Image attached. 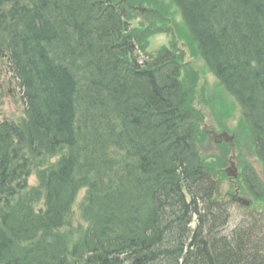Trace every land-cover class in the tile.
<instances>
[{
    "label": "trees",
    "instance_id": "16d2710c",
    "mask_svg": "<svg viewBox=\"0 0 264 264\" xmlns=\"http://www.w3.org/2000/svg\"><path fill=\"white\" fill-rule=\"evenodd\" d=\"M157 4L141 19L171 33L181 15L176 33L240 104L263 173L242 174L264 199V0H0L28 102L0 123V264H264V230L220 235L225 161L199 149L177 35L140 60L152 33L129 20Z\"/></svg>",
    "mask_w": 264,
    "mask_h": 264
},
{
    "label": "rangeland",
    "instance_id": "374dc122",
    "mask_svg": "<svg viewBox=\"0 0 264 264\" xmlns=\"http://www.w3.org/2000/svg\"><path fill=\"white\" fill-rule=\"evenodd\" d=\"M160 37V36H159ZM159 37H153L150 41V49H157L161 42L159 41ZM166 44V43H164ZM200 66H203L200 61H196ZM206 70H204L205 72ZM203 80L207 81L209 83V87L211 90L207 89L206 94L208 98V105L206 106V119H208L211 116L210 108H219V117H218V125H216V121L214 122L215 128L218 126L227 125L228 128H222L229 130L231 133L235 134L236 137V145L232 146V148L228 149L230 152H234L237 155V161L238 164L243 163L248 160L252 159V152L249 140L246 138L245 131L242 128V125L239 121V110L235 106L232 98L229 95L226 94H219L218 96L215 94L212 89L216 86L217 82L213 79V77L207 73L203 74ZM207 83V85H208ZM4 110H9L7 108V105L4 106ZM218 112V110H217ZM217 129V128H216ZM214 141V140H213ZM209 141L206 146L203 148L204 154L206 156H212L216 153L221 155L222 153L219 152V148L217 145L213 142ZM225 145V144H224ZM227 147V145H225ZM227 162L223 165L226 166ZM239 179H232L228 175L224 176V185L225 190L229 191V193H234L236 190L234 189L235 186H239ZM255 213L254 211H251L248 208H245L243 206H239L237 204H234L231 207V219L226 226V229L223 230L226 231V234L230 233L234 228H236L238 225L244 223L248 224L252 220V214Z\"/></svg>",
    "mask_w": 264,
    "mask_h": 264
},
{
    "label": "water",
    "instance_id": "95a60500",
    "mask_svg": "<svg viewBox=\"0 0 264 264\" xmlns=\"http://www.w3.org/2000/svg\"><path fill=\"white\" fill-rule=\"evenodd\" d=\"M224 135L226 136V134H224ZM230 174H231V175H232V174H234V175H235V172H231V171H230Z\"/></svg>",
    "mask_w": 264,
    "mask_h": 264
}]
</instances>
